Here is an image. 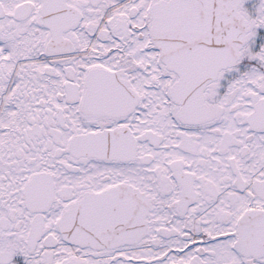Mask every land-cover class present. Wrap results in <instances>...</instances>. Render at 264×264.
<instances>
[{"label":"snow or ice","instance_id":"snow-or-ice-1","mask_svg":"<svg viewBox=\"0 0 264 264\" xmlns=\"http://www.w3.org/2000/svg\"><path fill=\"white\" fill-rule=\"evenodd\" d=\"M0 264H264V0H0Z\"/></svg>","mask_w":264,"mask_h":264}]
</instances>
